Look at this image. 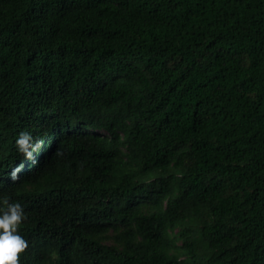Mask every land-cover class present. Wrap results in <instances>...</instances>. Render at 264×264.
I'll return each instance as SVG.
<instances>
[{"label": "trees", "instance_id": "1", "mask_svg": "<svg viewBox=\"0 0 264 264\" xmlns=\"http://www.w3.org/2000/svg\"><path fill=\"white\" fill-rule=\"evenodd\" d=\"M3 196L19 264H264V0H0Z\"/></svg>", "mask_w": 264, "mask_h": 264}, {"label": "clouds", "instance_id": "2", "mask_svg": "<svg viewBox=\"0 0 264 264\" xmlns=\"http://www.w3.org/2000/svg\"><path fill=\"white\" fill-rule=\"evenodd\" d=\"M102 134L104 132H96ZM41 141L35 140L32 134L27 131L20 132L16 144L18 150L23 153L22 160L27 161L39 150L37 149ZM22 164V161L20 162ZM20 171V167H15L13 177ZM0 264H19L18 254L27 247V240L18 232L21 222L26 218L23 206L19 202L10 203L7 196L0 197ZM57 255V254H56ZM52 255L51 258H56Z\"/></svg>", "mask_w": 264, "mask_h": 264}, {"label": "rangeland", "instance_id": "3", "mask_svg": "<svg viewBox=\"0 0 264 264\" xmlns=\"http://www.w3.org/2000/svg\"><path fill=\"white\" fill-rule=\"evenodd\" d=\"M101 133V132H100ZM103 134V133H102Z\"/></svg>", "mask_w": 264, "mask_h": 264}]
</instances>
